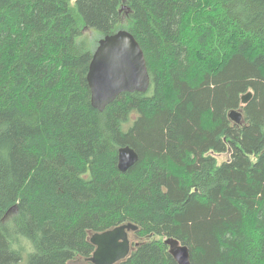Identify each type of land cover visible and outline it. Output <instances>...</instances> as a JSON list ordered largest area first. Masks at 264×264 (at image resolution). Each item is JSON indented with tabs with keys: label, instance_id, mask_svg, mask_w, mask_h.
I'll return each instance as SVG.
<instances>
[{
	"label": "trees",
	"instance_id": "trees-1",
	"mask_svg": "<svg viewBox=\"0 0 264 264\" xmlns=\"http://www.w3.org/2000/svg\"><path fill=\"white\" fill-rule=\"evenodd\" d=\"M91 28L137 38L146 92L92 105ZM126 223L117 264H178L166 237L264 264V0H0V264L89 261Z\"/></svg>",
	"mask_w": 264,
	"mask_h": 264
},
{
	"label": "water",
	"instance_id": "water-1",
	"mask_svg": "<svg viewBox=\"0 0 264 264\" xmlns=\"http://www.w3.org/2000/svg\"><path fill=\"white\" fill-rule=\"evenodd\" d=\"M87 80L92 105L100 111H104L122 93L146 92L151 84V76L145 52L137 38L127 29L101 37L93 53ZM252 96L251 91L244 94L242 103L247 104ZM229 116L236 123H242L243 114L240 110H232ZM138 160L139 154L131 146L119 149L121 171H127ZM137 230L136 224L126 223L93 233L90 240L96 249L89 261L93 264H117L126 259L133 245L130 233ZM164 242L178 264H192L187 245L173 237H166Z\"/></svg>",
	"mask_w": 264,
	"mask_h": 264
},
{
	"label": "rangeland",
	"instance_id": "rangeland-1",
	"mask_svg": "<svg viewBox=\"0 0 264 264\" xmlns=\"http://www.w3.org/2000/svg\"><path fill=\"white\" fill-rule=\"evenodd\" d=\"M88 31L91 33V36L89 37L90 42L92 43L93 48H96L97 45H98L97 42H99V40L101 38V35H100L99 31H97L96 29H92L91 28V29H88ZM130 239H131L132 243L139 240V238H137V236L134 234V232L130 233ZM146 240H148V239L147 238H143L140 241H146ZM71 264H92V263H90L89 261H87L84 258H78L77 260L71 262Z\"/></svg>",
	"mask_w": 264,
	"mask_h": 264
}]
</instances>
